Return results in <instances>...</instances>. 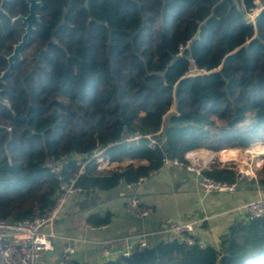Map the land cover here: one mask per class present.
Wrapping results in <instances>:
<instances>
[{
  "label": "trees",
  "instance_id": "16d2710c",
  "mask_svg": "<svg viewBox=\"0 0 264 264\" xmlns=\"http://www.w3.org/2000/svg\"><path fill=\"white\" fill-rule=\"evenodd\" d=\"M36 1L34 30L0 82V220L46 215L79 162L76 185L90 193L149 177L164 157L264 141V8L248 18L256 0ZM28 13L27 0L0 13V75ZM99 151L119 164L99 169ZM206 174L236 179L228 167ZM254 181L264 188V163ZM99 264H264V216L236 219L218 245L154 240Z\"/></svg>",
  "mask_w": 264,
  "mask_h": 264
},
{
  "label": "crops",
  "instance_id": "0c3cea01",
  "mask_svg": "<svg viewBox=\"0 0 264 264\" xmlns=\"http://www.w3.org/2000/svg\"><path fill=\"white\" fill-rule=\"evenodd\" d=\"M264 0H257V7ZM218 168L225 166L216 165ZM137 195L151 209L149 216L139 218L125 208L127 198ZM264 197V188L247 177L231 193H205L193 172L184 166L167 164L140 184H120L110 190L74 193L61 208L52 227L56 236L53 250L46 252L44 264H66V248H74L71 260L99 264L134 247L143 235L149 242L168 236L170 223L199 221L197 239L203 245H218L220 236L240 217L234 209L243 202ZM112 214L103 228L93 225V216ZM109 249L110 256L105 255Z\"/></svg>",
  "mask_w": 264,
  "mask_h": 264
},
{
  "label": "built area",
  "instance_id": "2783aa9c",
  "mask_svg": "<svg viewBox=\"0 0 264 264\" xmlns=\"http://www.w3.org/2000/svg\"><path fill=\"white\" fill-rule=\"evenodd\" d=\"M256 6L248 13L250 21L254 22L259 12L264 8L263 6ZM150 139L149 147H153L155 141L151 135H147ZM141 135L137 134L132 137V140L140 139ZM256 152L249 153L250 148H224L221 151H210L203 149L190 150L185 154V162L177 159L162 158L163 165L173 164L184 166L188 171L195 174L197 183L205 193H231L237 190L240 183L247 177L257 179V173L262 168L264 163V141H259L255 145ZM231 151L230 159L220 157V153ZM100 151L95 156L100 162L99 169L114 167L118 162L103 160L100 156ZM249 157L250 162L241 163L240 158ZM134 162L128 159L125 163ZM79 170L76 177L70 179L68 183H63L60 191L56 196L54 205L42 217L34 219H24L19 221L0 220V264H44V256L46 252L53 250V239L56 234L52 230H47L46 227H52L61 208L66 201L74 194L83 192L80 187L76 185V179L79 174L85 171V164L79 162ZM222 165L232 168L236 171V179L233 182L219 181L206 174L212 166ZM244 165V166H243ZM147 177H140L135 182L127 184L129 187L136 186L143 182ZM127 211L139 218H145L150 215L151 209L142 204L137 195H132L127 198L125 203ZM235 213L240 219L252 220L264 216V197L254 200H249L241 203L234 209ZM199 221L185 222V223H170L165 227L168 236L162 239L164 242H179L192 245L197 240V224ZM99 228L105 225L98 226ZM201 245L204 247L201 243ZM151 246L146 235L138 240L134 247L124 249L120 255L129 256L131 251L136 248L143 250ZM74 248H66V260H70ZM105 255L110 256L109 249L105 250Z\"/></svg>",
  "mask_w": 264,
  "mask_h": 264
},
{
  "label": "water",
  "instance_id": "95a60500",
  "mask_svg": "<svg viewBox=\"0 0 264 264\" xmlns=\"http://www.w3.org/2000/svg\"><path fill=\"white\" fill-rule=\"evenodd\" d=\"M6 1L7 0H2V3L0 5V13L4 11V5H5ZM27 2L29 4V13H28L27 16L21 17L23 22L26 23L25 33L23 34V36H22L21 40L19 41V43H17L14 46L12 54L8 57L9 66L0 75V82L3 81L5 76L11 71L13 63L19 57L22 47L26 44L27 39L31 36V34H32L33 30H34L33 21L37 19V15L35 13V7L38 5V2L36 0H27ZM0 101L5 103V104H8V102L6 100H4L1 96H0ZM21 120L27 122V116L21 118ZM218 244H219V242H218Z\"/></svg>",
  "mask_w": 264,
  "mask_h": 264
},
{
  "label": "bare ground",
  "instance_id": "6f19581e",
  "mask_svg": "<svg viewBox=\"0 0 264 264\" xmlns=\"http://www.w3.org/2000/svg\"><path fill=\"white\" fill-rule=\"evenodd\" d=\"M249 153H253V154L254 153L255 154L258 153V152H256V147L255 146L251 147ZM219 155H220L221 158L230 159V157H231V151L226 150V152L220 153Z\"/></svg>",
  "mask_w": 264,
  "mask_h": 264
},
{
  "label": "rangeland",
  "instance_id": "374dc122",
  "mask_svg": "<svg viewBox=\"0 0 264 264\" xmlns=\"http://www.w3.org/2000/svg\"><path fill=\"white\" fill-rule=\"evenodd\" d=\"M192 72H193V71H192ZM194 72H196V71H194ZM193 74H194V73H193ZM258 142H259V141H258ZM256 143H257V142H256ZM256 143H254V144H252V145L254 146ZM252 145H251V146H252ZM251 146H250V147H251ZM250 147H248V148H250ZM228 148H231V147H228ZM220 151H221V150H220ZM218 152H219V151H218ZM240 160H241V163L244 164V165H245L246 163H249V162H250L249 157H245V158H244V156H242V157L240 158ZM218 165H219V164H218ZM244 165H243V166H244ZM245 166H246V165H245ZM246 167H247V166H246ZM262 167H263V166H262Z\"/></svg>",
  "mask_w": 264,
  "mask_h": 264
}]
</instances>
